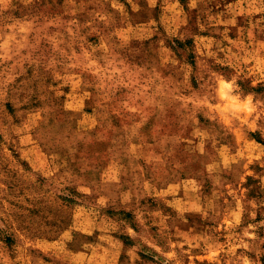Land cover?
Instances as JSON below:
<instances>
[{"label": "rangeland", "instance_id": "rangeland-1", "mask_svg": "<svg viewBox=\"0 0 264 264\" xmlns=\"http://www.w3.org/2000/svg\"><path fill=\"white\" fill-rule=\"evenodd\" d=\"M0 264H264V0H0Z\"/></svg>", "mask_w": 264, "mask_h": 264}]
</instances>
